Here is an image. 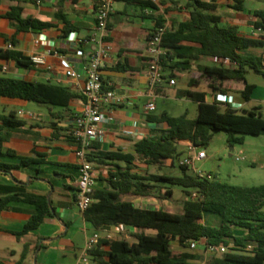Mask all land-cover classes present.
<instances>
[{
	"label": "trees",
	"instance_id": "1",
	"mask_svg": "<svg viewBox=\"0 0 264 264\" xmlns=\"http://www.w3.org/2000/svg\"><path fill=\"white\" fill-rule=\"evenodd\" d=\"M118 1L138 4L142 11L146 8L158 9V5L151 2ZM236 2V8L242 9L243 0ZM185 8L189 13L188 19L167 28L163 34L162 47L166 49V55L162 65L165 72L171 73L176 68L196 67L199 70L200 76L190 81L191 89L178 92V96L198 103V115L191 119L187 113L177 117L167 112L161 115L149 113V121L165 123L167 128L157 136L139 140L135 145L136 155L122 152L99 154L113 164L114 170L107 178L109 188L94 190L93 204L84 212V217L97 231L113 226L135 229L132 236L136 240L101 239L89 252L101 264H201L199 255L187 251L191 241L201 240H205L207 246H224L228 249L222 255H213L205 264H264V185L237 186L216 178L210 180L191 173L188 165L180 164L182 174L179 176L137 171L138 160L147 167L159 170H164L171 160L175 167L176 158L185 154L179 149L181 142H191L197 148L205 147L216 131H225L227 143L233 148L243 144L244 135H264V114L260 107L236 110L218 101L209 103L204 92L192 89L206 82L214 93L227 95L237 92L245 103L252 100L257 85L248 82L246 73L253 70L264 75V10L254 12L252 25L262 31L259 37L254 38L240 34L237 26L223 24L222 16L216 13L217 0H187ZM170 11L167 9V13ZM5 18L16 28L15 35L8 40L14 49L0 48V61H12L20 68L32 69L34 64L31 57L15 49L19 44L17 36L33 29H46L51 24L36 18H24L20 6L11 7ZM155 26L153 32L165 27L163 15L155 18ZM251 50L261 51V54H252ZM202 56L228 58L233 65H195L193 61ZM2 71L0 64V97L63 110H67L77 97L68 87L10 78L1 74ZM1 121L0 172L11 174L16 169L29 166L39 168L46 163L42 157H22L14 151L4 153L3 145L9 140L11 132L22 127L24 122L15 113H10ZM89 157L93 159L91 155ZM6 158L18 163L3 161ZM176 187L182 188L186 196L182 213L142 209L126 199L128 194L172 199ZM194 192L201 197L192 199ZM13 201L35 207L22 231L14 233L17 237L37 230L54 212L47 196L27 193L21 188L0 199V213ZM209 217H216L217 224L201 222ZM239 229L244 234H237ZM174 242L178 243L179 250L173 249ZM103 246H109V250H103ZM0 264L7 263L0 261Z\"/></svg>",
	"mask_w": 264,
	"mask_h": 264
},
{
	"label": "crops",
	"instance_id": "2",
	"mask_svg": "<svg viewBox=\"0 0 264 264\" xmlns=\"http://www.w3.org/2000/svg\"><path fill=\"white\" fill-rule=\"evenodd\" d=\"M99 1L40 0L38 3V0H0V48H7L8 40L15 35V26L5 18L13 6L23 8L24 18H36L51 24L43 30L33 29L20 33L17 36L19 44L15 48L27 57L46 55V65H34L32 69H25L18 67L15 62L2 60L0 64L6 70L1 74L10 78L68 87L77 95L67 110L0 97V124L1 119L10 113H15L24 122L22 127L11 132L9 140L3 145V152L14 151L22 157H42L46 160L39 168L23 167L11 174L0 172V199L22 188L27 193L47 196L54 209L53 215L46 218L37 230L23 237H17L14 233L22 231L35 207L13 201L0 213V261L7 264H83L81 258L91 236L98 233L102 239H108L111 234L112 238L108 240L118 239L113 227L97 231L77 207L80 160L77 144L69 135L74 125V115L82 111L85 105L82 89L86 81L87 67L92 53L99 46L98 40H92L99 38L101 34L97 29L96 18ZM165 1L167 0H160L158 9L147 13L138 4L114 0V11L105 37V42L111 44L113 50L103 66L102 78L105 88L113 90L122 97L123 102L105 106L108 117V122L104 124L105 136L91 146L90 155L93 159L90 161L94 167L96 189L109 188L107 178L114 170L113 164L100 157V153L122 152L136 155L135 145L139 140L157 136L167 128L165 123L148 120L146 104L151 92L148 77V40L156 27L155 18L159 15L164 18L171 16L174 19L172 27L187 20L189 13L185 8L187 0ZM254 2L260 3L261 7L255 8ZM217 4L216 13L222 16L223 24L237 26L240 34L247 37L260 36L252 22L255 20L254 12L264 10V0H243L240 10L236 8V0H217ZM167 9L171 11L167 13ZM73 34H76L75 38L72 37ZM38 40L39 44L36 43ZM50 45H53V49L48 53ZM250 53L260 55L261 51L251 50ZM204 58L202 56L193 63L202 66L215 65ZM70 70H75L81 77L71 79L68 76ZM166 73L176 80V85L165 83L159 87L156 90L157 99L172 98L194 102L178 96V92L191 89L190 81L200 76L199 70L196 67L176 68L172 73ZM204 83L192 89L204 92L206 101L212 103L220 93H214ZM227 95L241 99L237 92H229ZM248 103H245L244 108L249 109ZM21 111L24 115L20 114ZM29 114H34V117ZM128 130L135 134L127 135L125 131ZM190 143L186 141L180 145L189 150ZM3 161L18 163L17 160L8 158ZM141 162L143 161H137L139 173L144 171L141 169ZM168 166L173 167L171 160L168 161ZM173 193L175 194L174 190ZM183 194L182 198L185 199V193ZM130 196L135 199H130ZM173 197L164 200L128 194L126 199L142 209H158L149 207V204L158 200H173ZM129 232L134 233L135 229L131 228ZM236 233L241 235L244 231L239 229ZM102 249L109 250V246H103ZM90 258L93 264H101L89 255L88 259Z\"/></svg>",
	"mask_w": 264,
	"mask_h": 264
},
{
	"label": "built area",
	"instance_id": "3",
	"mask_svg": "<svg viewBox=\"0 0 264 264\" xmlns=\"http://www.w3.org/2000/svg\"><path fill=\"white\" fill-rule=\"evenodd\" d=\"M140 2H151L160 6V0H137ZM40 3V0H38ZM114 0H100L98 10L96 13L97 18V29L100 31L99 38H94L92 40H98V47L92 53L86 72V81L82 89L83 96L85 98V105L82 111L74 115V125L70 130L69 135L77 144V155L80 160V170L79 178L77 181L78 195L76 199V204L78 209L84 214L93 204L92 194L96 189L95 176H94V167L92 162L89 159L91 146L94 142L102 140L105 136L104 124L108 122V117L106 115L105 106L118 105L123 102L122 97L118 96L113 90L105 89L103 78H102V69L107 61L110 53L113 48L112 45L105 42V37L108 33L109 22L111 15L114 11ZM152 9L146 8L145 12L150 13ZM167 27L157 28L154 32L150 34L148 40V55H149V87L150 95L149 101L146 104V110L149 113L156 111V99L157 94L156 90L163 86L165 83L170 86L176 85V80L170 78L162 65V59L166 55V49L162 47V37L165 33ZM258 34H261L262 31L257 29ZM76 34H73L72 37L75 38ZM37 44L40 41H36ZM8 49H14L12 43H7ZM53 45L49 46L48 53H51ZM213 62L217 65L232 66L230 59H221L219 57H213ZM33 64L37 67L46 65V55H34L31 57ZM6 70V67L3 68ZM68 76L71 79H79L81 76L75 71L70 70ZM218 101L222 105H230L233 109L241 110L245 106V102L242 99L234 95H223L218 94L214 98L213 102ZM212 102V103H213ZM21 115H24V112H20ZM30 117H34V114H29ZM129 136L135 134L134 131H125ZM197 147L193 144H189V150L194 151ZM207 154L205 150H201L197 153L196 157H186L179 160L180 165L194 164L195 160L205 159ZM237 161L246 160V157L243 153H239L236 156ZM202 178H207L210 180L215 179L211 174H204L202 172L196 173ZM201 195L198 192L192 194V199L197 200ZM116 232L121 230H130V227L127 226H113ZM111 234L108 239H111ZM102 237L100 234L96 233L87 240L86 250L81 258L83 264H89V252L93 250L100 242ZM201 245L205 247V252L211 257L215 254L219 255L221 252H226L228 250L226 247H215L207 246L205 240L201 241H191L190 247L188 250L195 251Z\"/></svg>",
	"mask_w": 264,
	"mask_h": 264
},
{
	"label": "rangeland",
	"instance_id": "4",
	"mask_svg": "<svg viewBox=\"0 0 264 264\" xmlns=\"http://www.w3.org/2000/svg\"><path fill=\"white\" fill-rule=\"evenodd\" d=\"M254 7L259 9L261 4L254 2ZM173 20L174 19L171 16L165 18V26L170 28ZM204 60L214 64L211 57H205ZM246 78L248 82L257 85L253 100L248 103L247 108L252 109L254 107H260L264 114V75L253 70H248ZM204 84L208 87L207 83ZM164 112L175 117L187 113L189 118L195 119L198 115V105L195 102H188L187 100L178 101L172 98H159L156 103V111L153 113L161 115ZM179 149L184 151L185 154L176 158L175 167L168 166L164 170H159L156 167H147V165L141 162V169L154 174L179 176L182 174L179 167V160L189 156L196 157L199 151L205 150L207 157L205 159L195 160L194 164L189 166L191 173L196 174L202 172L204 174H211L214 178L222 182L237 186L264 185V135H244L243 144H238L234 146V150H231V147L227 143V133L225 131H216L214 132L212 140L205 147H199L194 151H190L186 149V146L179 144ZM241 152L246 157V160L237 161L236 156ZM173 190L175 192L173 200H158V202H155L154 204H149V207L164 209L171 213H182L184 206V199L182 198L184 194L182 188L176 187ZM130 199L135 198L130 196ZM217 220L216 217H209L206 220H203V222L207 224H217ZM132 235L133 232H129L128 230H121L120 232L115 233L116 238L126 239L133 242L135 241V238ZM173 249H180L177 242L173 243ZM187 251L199 255L201 258V264L208 262L211 259V255L206 254L203 245L195 251L188 249ZM227 251L228 250H226V252ZM226 252H221L219 255ZM92 261L93 260L90 258L89 263L93 264Z\"/></svg>",
	"mask_w": 264,
	"mask_h": 264
},
{
	"label": "water",
	"instance_id": "5",
	"mask_svg": "<svg viewBox=\"0 0 264 264\" xmlns=\"http://www.w3.org/2000/svg\"><path fill=\"white\" fill-rule=\"evenodd\" d=\"M234 148L233 147H231V150H233Z\"/></svg>",
	"mask_w": 264,
	"mask_h": 264
}]
</instances>
